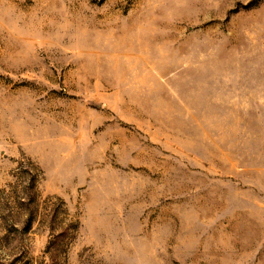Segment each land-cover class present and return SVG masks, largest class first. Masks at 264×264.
I'll return each instance as SVG.
<instances>
[{
    "label": "rangeland",
    "instance_id": "rangeland-1",
    "mask_svg": "<svg viewBox=\"0 0 264 264\" xmlns=\"http://www.w3.org/2000/svg\"><path fill=\"white\" fill-rule=\"evenodd\" d=\"M0 264H264V0H0Z\"/></svg>",
    "mask_w": 264,
    "mask_h": 264
},
{
    "label": "trees",
    "instance_id": "trees-1",
    "mask_svg": "<svg viewBox=\"0 0 264 264\" xmlns=\"http://www.w3.org/2000/svg\"><path fill=\"white\" fill-rule=\"evenodd\" d=\"M28 220H32V217L28 218Z\"/></svg>",
    "mask_w": 264,
    "mask_h": 264
}]
</instances>
